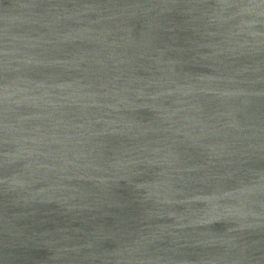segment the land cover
<instances>
[{
	"label": "water",
	"instance_id": "water-1",
	"mask_svg": "<svg viewBox=\"0 0 264 264\" xmlns=\"http://www.w3.org/2000/svg\"><path fill=\"white\" fill-rule=\"evenodd\" d=\"M0 264H264V0H0Z\"/></svg>",
	"mask_w": 264,
	"mask_h": 264
}]
</instances>
